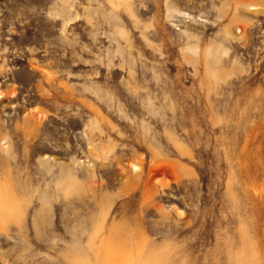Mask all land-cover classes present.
Here are the masks:
<instances>
[{
	"label": "rangeland",
	"instance_id": "obj_1",
	"mask_svg": "<svg viewBox=\"0 0 264 264\" xmlns=\"http://www.w3.org/2000/svg\"><path fill=\"white\" fill-rule=\"evenodd\" d=\"M264 258V0H0V264Z\"/></svg>",
	"mask_w": 264,
	"mask_h": 264
},
{
	"label": "bare ground",
	"instance_id": "obj_2",
	"mask_svg": "<svg viewBox=\"0 0 264 264\" xmlns=\"http://www.w3.org/2000/svg\"><path fill=\"white\" fill-rule=\"evenodd\" d=\"M239 264H264V258L255 253L249 258L242 257Z\"/></svg>",
	"mask_w": 264,
	"mask_h": 264
}]
</instances>
